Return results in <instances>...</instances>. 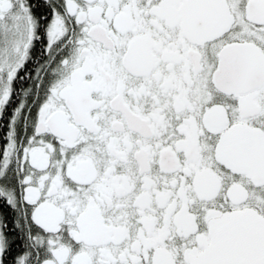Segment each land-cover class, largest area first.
Masks as SVG:
<instances>
[{
  "label": "snow or ice",
  "instance_id": "snow-or-ice-1",
  "mask_svg": "<svg viewBox=\"0 0 264 264\" xmlns=\"http://www.w3.org/2000/svg\"><path fill=\"white\" fill-rule=\"evenodd\" d=\"M5 117L0 264H264V0H0Z\"/></svg>",
  "mask_w": 264,
  "mask_h": 264
},
{
  "label": "flooded vegetation",
  "instance_id": "flooded-vegetation-1",
  "mask_svg": "<svg viewBox=\"0 0 264 264\" xmlns=\"http://www.w3.org/2000/svg\"><path fill=\"white\" fill-rule=\"evenodd\" d=\"M37 48H39V45H37ZM28 67L32 68L33 67L32 63H29ZM28 83H30V81ZM26 86H27V83H23V82L18 81L17 85H16L17 92L21 93V95H22V89ZM6 122H7V117H5V119H3V120H0V145L4 144L3 138L6 136V133H7V129L5 127ZM18 248H19V244L13 245V252L8 258L9 264H11L13 256H15L17 254Z\"/></svg>",
  "mask_w": 264,
  "mask_h": 264
}]
</instances>
